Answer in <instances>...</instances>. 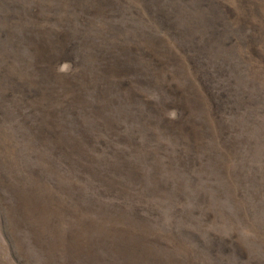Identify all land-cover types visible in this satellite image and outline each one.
Wrapping results in <instances>:
<instances>
[{
    "label": "rangeland",
    "instance_id": "1",
    "mask_svg": "<svg viewBox=\"0 0 264 264\" xmlns=\"http://www.w3.org/2000/svg\"><path fill=\"white\" fill-rule=\"evenodd\" d=\"M0 264H264V0H0Z\"/></svg>",
    "mask_w": 264,
    "mask_h": 264
}]
</instances>
